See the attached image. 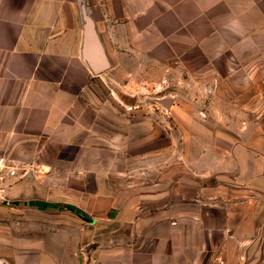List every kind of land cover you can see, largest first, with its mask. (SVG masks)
Listing matches in <instances>:
<instances>
[{
    "label": "rangeland",
    "instance_id": "rangeland-1",
    "mask_svg": "<svg viewBox=\"0 0 264 264\" xmlns=\"http://www.w3.org/2000/svg\"><path fill=\"white\" fill-rule=\"evenodd\" d=\"M135 42L119 52L107 41L110 68L78 98L76 118L0 151L19 166L5 200L46 202L43 216L105 232L109 221L132 232L119 220L168 217L194 250L228 248V162L254 144L264 154V0L206 5L194 28H140ZM21 182L28 195H9ZM255 205L264 212V196ZM255 247L252 264H264Z\"/></svg>",
    "mask_w": 264,
    "mask_h": 264
},
{
    "label": "crops",
    "instance_id": "crops-1",
    "mask_svg": "<svg viewBox=\"0 0 264 264\" xmlns=\"http://www.w3.org/2000/svg\"><path fill=\"white\" fill-rule=\"evenodd\" d=\"M227 1L236 0H0V151L7 146L19 151L18 142L61 127L71 114L76 118L78 98L106 72L96 74L86 62L89 26L110 65L107 41L119 52L131 50L140 28H194L204 21L206 5L212 10ZM256 139L261 145L263 137ZM255 146L242 153L235 149L228 162L230 216L228 223L220 221L229 226L228 248L202 244L194 250L168 217L119 220L132 222V232H120L118 222L109 221L105 232L82 217L43 216L49 204L11 203L5 190L0 264H252L254 243L264 253V212L255 205L264 196V154ZM28 192L29 184L21 182L8 194ZM161 225L168 229L165 236L157 232ZM207 237L203 233L202 241Z\"/></svg>",
    "mask_w": 264,
    "mask_h": 264
},
{
    "label": "water",
    "instance_id": "water-1",
    "mask_svg": "<svg viewBox=\"0 0 264 264\" xmlns=\"http://www.w3.org/2000/svg\"><path fill=\"white\" fill-rule=\"evenodd\" d=\"M85 57L94 73L100 74L110 67L108 58L91 26L88 27L85 41Z\"/></svg>",
    "mask_w": 264,
    "mask_h": 264
},
{
    "label": "built area",
    "instance_id": "built-area-1",
    "mask_svg": "<svg viewBox=\"0 0 264 264\" xmlns=\"http://www.w3.org/2000/svg\"><path fill=\"white\" fill-rule=\"evenodd\" d=\"M18 171V165L4 156H0V192H4L5 188L13 184V181L18 177Z\"/></svg>",
    "mask_w": 264,
    "mask_h": 264
}]
</instances>
